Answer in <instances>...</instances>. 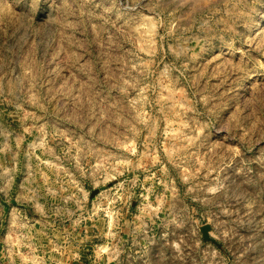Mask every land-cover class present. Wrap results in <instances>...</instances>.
I'll return each instance as SVG.
<instances>
[{
    "label": "rangeland",
    "instance_id": "374dc122",
    "mask_svg": "<svg viewBox=\"0 0 264 264\" xmlns=\"http://www.w3.org/2000/svg\"><path fill=\"white\" fill-rule=\"evenodd\" d=\"M0 264H264V0H0Z\"/></svg>",
    "mask_w": 264,
    "mask_h": 264
}]
</instances>
